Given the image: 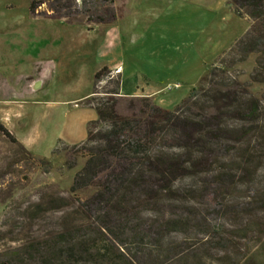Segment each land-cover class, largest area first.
Masks as SVG:
<instances>
[{"label": "trees", "instance_id": "trees-1", "mask_svg": "<svg viewBox=\"0 0 264 264\" xmlns=\"http://www.w3.org/2000/svg\"><path fill=\"white\" fill-rule=\"evenodd\" d=\"M44 3L48 11H38ZM108 3L85 10L88 20L112 23L117 14L113 0ZM228 4L251 27L173 109L147 96L123 97L119 75L110 77L107 67L96 72L95 90L101 80L114 87L88 98L97 119L88 123L86 140L74 145L87 159L70 187L72 194L95 191L78 200L61 232L1 254L0 264H188V248L174 236L203 234L198 244L219 251L229 243L220 229L207 226L202 207L227 216L230 201L243 198L239 212L246 217L264 210V186L256 181L264 166V101L250 91L264 83V0ZM29 9L34 17L69 25L81 13L75 0H32ZM254 54L249 81L230 76L234 64ZM228 56L232 63L225 65ZM0 132L33 157L1 122Z\"/></svg>", "mask_w": 264, "mask_h": 264}, {"label": "rangeland", "instance_id": "rangeland-1", "mask_svg": "<svg viewBox=\"0 0 264 264\" xmlns=\"http://www.w3.org/2000/svg\"><path fill=\"white\" fill-rule=\"evenodd\" d=\"M31 1L0 0V38L25 41L21 47L25 60H18L25 61L26 69L32 60L41 59L55 60L57 67L43 91L47 102L16 109L21 114L15 123L16 132L30 137L31 150L38 156H26L0 132V256L61 232L73 217L78 200L95 191L91 187L72 194L70 187L87 159L74 145L86 140L88 123L97 119L88 98L77 99L91 91L101 95L114 87L101 80L94 89V74L101 65L124 63L129 78L122 84L120 74L113 77L119 75L128 92L137 87L149 91L161 88L155 82L146 85L144 76L178 82L180 88L167 87L162 92L165 95L157 97L162 98L165 108L173 109L176 101L187 95L190 83L218 64L252 23L249 18L238 17L229 0H113L117 17L109 24L90 22L89 13H85L109 6L108 0H86V5L75 0L81 13L73 25L34 17L29 9ZM38 11H48V4H42ZM119 19L118 36L110 35L112 38L105 41L106 29ZM231 61L228 56L225 65ZM255 66L254 54L234 64L229 73L247 82ZM250 91L264 101V83L252 85ZM120 95L131 97L122 95L121 88ZM65 100L69 103H62ZM256 181L264 186V166ZM239 189L240 194H246L245 185ZM49 200H62L64 205L51 207ZM243 202V198L231 200L233 210L227 216L214 213L215 207H202L207 226L220 229L221 236L228 237L226 251L200 246L203 234L174 236L188 248V264H195L198 256L202 258L199 264H264V210L246 217L239 212Z\"/></svg>", "mask_w": 264, "mask_h": 264}, {"label": "crops", "instance_id": "crops-1", "mask_svg": "<svg viewBox=\"0 0 264 264\" xmlns=\"http://www.w3.org/2000/svg\"><path fill=\"white\" fill-rule=\"evenodd\" d=\"M130 1V0H129ZM122 19L117 20L113 25L108 27L104 33V40L107 41L110 37L114 35L118 36V30L116 29L117 24ZM65 23V22H64ZM94 30L92 33H95ZM110 37V38H109ZM104 41V42H105ZM24 40H7L5 38H0V122L5 126V128L32 154L38 156L31 150L32 140L30 137L25 135H19L16 132L17 119L21 118V114L16 111V109H21L23 105H33L36 103L47 102L43 99V91H45L48 84V80H51L56 71V61L55 60H32L29 68L23 66L24 62H20L18 59L22 58L25 60L26 54L21 51L22 45L24 46ZM13 55H17L19 58H13ZM103 67H108L112 71L118 70V74L122 76V84L129 78V74H126L127 68L124 63L115 62L113 65L103 64L96 71L98 72ZM29 69V70H28ZM94 74V75H95ZM202 76L194 80L187 89V95L191 89L199 82ZM146 80V85H150L152 82L157 83L161 88H155L149 91L146 88L138 89L135 91L128 92L125 91L124 86L121 85V94L124 96H147L151 97L156 104L164 107L165 104L158 96L165 95L162 94L167 87L180 88V84L177 82H172L167 78L163 77L160 79H153L149 76H144ZM155 80V81H154ZM174 84V85H172ZM178 86V87H176ZM92 95V91L89 92L84 98L77 99V101L87 99ZM167 95V94H166ZM186 95V96H187ZM183 95L176 103H180ZM75 101V100H73ZM62 103H69L68 100ZM176 104V105H177ZM165 108V107H164Z\"/></svg>", "mask_w": 264, "mask_h": 264}, {"label": "built area", "instance_id": "built-area-1", "mask_svg": "<svg viewBox=\"0 0 264 264\" xmlns=\"http://www.w3.org/2000/svg\"><path fill=\"white\" fill-rule=\"evenodd\" d=\"M115 74H118V70H116V71H114V72H111L109 75H110V77H113ZM176 87H178V86H176ZM169 89V88H168Z\"/></svg>", "mask_w": 264, "mask_h": 264}]
</instances>
